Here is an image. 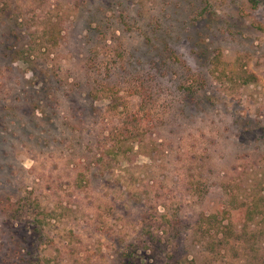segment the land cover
I'll return each mask as SVG.
<instances>
[{"label": "rangeland", "instance_id": "1", "mask_svg": "<svg viewBox=\"0 0 264 264\" xmlns=\"http://www.w3.org/2000/svg\"><path fill=\"white\" fill-rule=\"evenodd\" d=\"M0 264H264V0H0Z\"/></svg>", "mask_w": 264, "mask_h": 264}, {"label": "trees", "instance_id": "2", "mask_svg": "<svg viewBox=\"0 0 264 264\" xmlns=\"http://www.w3.org/2000/svg\"><path fill=\"white\" fill-rule=\"evenodd\" d=\"M247 77H248V78H247L246 81L250 80V79L253 78L254 76L250 74V75H248Z\"/></svg>", "mask_w": 264, "mask_h": 264}]
</instances>
